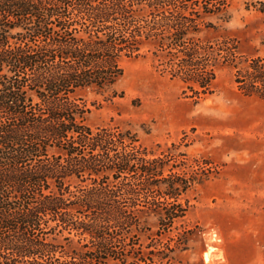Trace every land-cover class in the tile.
<instances>
[{
  "label": "trees",
  "instance_id": "trees-1",
  "mask_svg": "<svg viewBox=\"0 0 264 264\" xmlns=\"http://www.w3.org/2000/svg\"><path fill=\"white\" fill-rule=\"evenodd\" d=\"M232 2L0 0V264H155L142 215L158 217V235L174 228L206 170L132 130L89 126L80 92L121 96L122 60L151 46L195 99L214 93L220 62L264 98V57L239 67L234 40L202 38Z\"/></svg>",
  "mask_w": 264,
  "mask_h": 264
},
{
  "label": "rangeland",
  "instance_id": "rangeland-1",
  "mask_svg": "<svg viewBox=\"0 0 264 264\" xmlns=\"http://www.w3.org/2000/svg\"><path fill=\"white\" fill-rule=\"evenodd\" d=\"M262 3L233 0L230 17L206 18L214 27L202 38L234 40L239 67L264 57ZM122 67L115 86L121 96L80 92L91 108L86 123L132 130L154 154L183 160L184 153L190 170L207 173L186 196L188 214L171 230L158 235V217L142 215L145 252L158 254L155 264H264V98L241 92L235 68L220 62L214 93L195 99L163 72L151 46L124 58Z\"/></svg>",
  "mask_w": 264,
  "mask_h": 264
}]
</instances>
